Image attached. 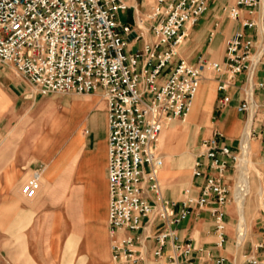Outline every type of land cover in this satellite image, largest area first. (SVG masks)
Instances as JSON below:
<instances>
[{"label": "built area", "instance_id": "obj_1", "mask_svg": "<svg viewBox=\"0 0 264 264\" xmlns=\"http://www.w3.org/2000/svg\"><path fill=\"white\" fill-rule=\"evenodd\" d=\"M209 1L147 0L132 5L130 20H122L118 14L127 8L125 0H0L1 64L11 67L35 94L96 92L103 100L109 264L142 263L149 249L164 264H226L211 248L181 237L177 226L207 208L213 244L225 245L229 190L224 176L236 162L240 139L238 151L218 130L198 140L191 168V175L201 179L197 194L185 187L180 198L169 199L158 181L159 133L185 119L203 70L218 74V111L228 103L226 91L236 75L244 73L236 111L246 120L251 115L250 138L264 137V110L253 99L254 90L264 95V78L253 80L264 53V25L255 46L256 38L245 28L255 29L256 22L244 19L245 28L226 38L220 60L199 57L191 63L178 55L187 29ZM263 2L235 0L227 7L228 17H237L241 5L252 13ZM41 175L42 167H37L20 182L23 198L37 195ZM253 250L239 254L240 264H263L255 253H264V241H257Z\"/></svg>", "mask_w": 264, "mask_h": 264}, {"label": "crops", "instance_id": "obj_2", "mask_svg": "<svg viewBox=\"0 0 264 264\" xmlns=\"http://www.w3.org/2000/svg\"><path fill=\"white\" fill-rule=\"evenodd\" d=\"M146 1L125 0L128 6L120 19L130 20L132 5L145 4ZM234 1L210 0L206 10L187 29L186 36L178 45V55L191 63H196L199 57L206 60L222 59L226 38L234 30L245 28L242 21L248 18L256 22L255 29L245 28L256 38V46L261 37L259 26L264 25L262 8L259 6L252 13H248L241 5L238 16L230 18L227 7ZM217 78L218 74L213 71H202L200 86L198 85L200 92L193 104L197 110L190 119L191 110L185 128L201 123L209 127L205 131L207 136L218 129L226 136L224 142L236 148L241 137L242 124L247 121L244 113L236 111L245 87L244 73L236 75L227 89L229 101L221 111L215 109V100L220 95L215 89ZM263 78L264 53L255 68L253 80ZM210 87L211 93L207 92ZM88 94L92 97L71 98L83 102L78 107H73L69 104L70 101L68 102L67 109L75 119L67 128L58 124V114L49 118L48 126L43 125L39 117L40 119L31 123L28 121L26 125L15 124L0 128V213L6 212L7 223L1 227L7 229L8 262L19 260L26 262L25 264H109L104 103L100 102L102 98L99 93ZM94 96L97 99H93ZM253 99L260 106V111H263V93L254 90ZM34 101L35 97L32 98V103ZM92 108L97 109L98 124L91 119ZM202 108L209 114L208 124L202 120L197 121L199 114L203 112ZM213 114L218 115V118L210 119ZM57 134L62 135L63 140L54 143L52 140ZM253 137L264 138L260 135ZM39 138H42L41 141H38ZM255 143L257 148L264 149L262 142L256 140ZM159 153L165 175L162 179L163 185L159 177L158 181L164 196L174 199L178 189V181L175 178L178 177H175L173 172L178 156L175 153L163 156L165 152L162 148ZM173 156H177L175 161ZM260 159L264 161V150L260 151ZM37 167H42L40 190L34 198L25 201L17 187L25 175ZM262 171L264 172V169ZM200 182V178H195L190 173L187 183L193 195L197 194ZM167 184L174 188V195L171 194V189L166 187ZM262 185L264 187V183ZM206 210L207 208L198 216L192 215L183 220L177 226L179 235L190 239L196 246L211 248L213 254L226 258V264H240L239 254L231 255L229 252L228 237L222 247L213 244V220ZM225 221L228 228L226 217ZM147 243L151 248L153 243ZM13 244L15 248L12 253ZM149 250L144 261L138 264L165 263L164 258L152 256ZM235 251L237 252L236 249ZM252 253L254 250L249 254ZM255 254L264 264V253Z\"/></svg>", "mask_w": 264, "mask_h": 264}, {"label": "rangeland", "instance_id": "obj_3", "mask_svg": "<svg viewBox=\"0 0 264 264\" xmlns=\"http://www.w3.org/2000/svg\"><path fill=\"white\" fill-rule=\"evenodd\" d=\"M262 7H264V2L261 8ZM118 16L123 18L124 14L119 12ZM207 92L211 93L212 88L210 87ZM34 97L35 101L32 103V98ZM87 97H92V95L51 93L41 96L35 94L30 84L25 82L20 76L16 75L11 67L0 63V128L15 124L26 125L28 121L31 123L33 120L35 121L40 118V122L43 125L48 126L49 118L56 114L59 115L58 124L67 128L75 119L73 114L67 109L68 102L70 101L69 104L71 106L78 107L82 105L83 102L78 99L71 100V98ZM195 97H197V94ZM93 99H97V97L95 98L94 96ZM100 102L103 104L102 99H100ZM202 110L203 112L199 114L197 121L202 120L205 124H208L209 114L204 111V108H202ZM193 112L194 107L192 108L190 117ZM90 113L92 121H96L98 124L97 109L92 108ZM217 118L218 115L216 116L213 114V118L210 119L214 120ZM188 121L189 119L173 121L163 129L167 130L170 128L167 134L162 139L160 136L158 137V147L159 149L162 148V151L165 152L163 156L171 153H175L178 156L176 169L175 172H173L175 177H178L175 178V180L178 181V189L173 197L174 199L180 198L179 191L181 188L188 187L187 179L191 173V167L196 152V144L200 138L207 136L205 131L207 128L209 129V127L204 126L201 123L192 124L185 128ZM247 121H244L242 124L240 140L243 138V132L246 128ZM52 128H54V126H52ZM224 137L226 139V136ZM41 139L42 138H39L38 141H41ZM62 140V135L57 134L52 142L59 143ZM256 140L262 142L261 146H264V138L256 139L253 136H251V138L249 137L250 148L247 155V162L245 164L244 176L239 175V168L237 166L239 157L243 153L241 146H239L240 152L236 156L237 160L235 166L232 163L224 176V181L229 190V200L225 204L224 210L226 212L227 225H229L227 237L229 243L228 249L231 255H234V253L248 254L253 251V246L257 241H264V200H262V184L264 183V172L262 169H264V161L260 159V151H263L264 149L262 148V150L256 147ZM232 148L233 150L238 151L237 147ZM177 156H173V161L177 159ZM28 174L29 172L25 176ZM164 175V171L161 168L158 175L161 184ZM166 187L170 188L172 192L171 194L174 195V188L170 184H167ZM21 198L25 201L30 200L25 199L22 196ZM240 207L242 208L241 214L239 211ZM6 221V212L2 211V213H0V264H25L26 262L19 260L8 262L9 245L7 240V229L1 227L6 225ZM16 243V247L18 248V242L16 241ZM14 248L15 246L13 244L12 253L14 252Z\"/></svg>", "mask_w": 264, "mask_h": 264}, {"label": "bare ground", "instance_id": "obj_4", "mask_svg": "<svg viewBox=\"0 0 264 264\" xmlns=\"http://www.w3.org/2000/svg\"><path fill=\"white\" fill-rule=\"evenodd\" d=\"M200 86V85H199ZM199 86L197 87V90H196V93L194 94V97H193V102H192V104H191V107H190V109H189V112L187 113V115L185 116V120L187 119V117L189 116V114H190V112H191V110H192V107H193V104H194V100H195V96H196V94H197V96H198V94H199V92H200V90H198L199 89ZM197 110V107L196 106H194V112ZM193 112V113H194ZM193 115V114H192ZM192 117V116H191ZM191 117H190V119H191ZM249 118V119H248ZM248 121H247V125H246V128L244 129V132H243V138H242V140H241V149H242V151H243V153L240 155V157H239V162H238V164H237V166H238V168H239V175L240 176H244V173H245V164H246V162H247V158H248V152H249V148H250V143H249V130H250V124H251V115H249L248 116ZM164 129V128H163ZM162 129V130H163ZM161 130V131H162ZM170 130V128L169 129H167V130H163L162 132H160L161 133V135H160V133H159V135H160V138L162 139L166 134H167V132ZM159 137V136H158ZM157 146H158V139H157ZM159 148V147H158ZM237 160V159H236ZM236 163V162H235ZM249 164V163H248ZM234 166H235V164H234ZM248 169H249V167H248ZM248 176V175H247ZM159 177V176H158ZM159 180H160V178H159ZM236 194V193H235ZM244 199V198H243ZM245 204V203H244ZM241 206V205H240ZM243 206V205H242ZM239 211H240V214L242 213V208L240 207V209H239ZM244 219V218H243ZM243 223H244V221H243ZM241 225V224H240ZM239 227V226H238ZM245 227V226H244ZM228 229V228H227ZM243 230V229H242ZM241 231V230H240ZM239 231V232H240ZM238 245V244H237Z\"/></svg>", "mask_w": 264, "mask_h": 264}]
</instances>
